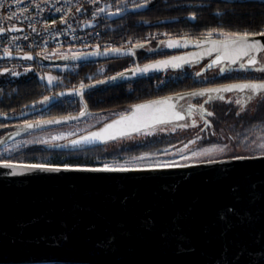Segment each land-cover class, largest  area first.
<instances>
[{
  "label": "water",
  "instance_id": "obj_1",
  "mask_svg": "<svg viewBox=\"0 0 264 264\" xmlns=\"http://www.w3.org/2000/svg\"><path fill=\"white\" fill-rule=\"evenodd\" d=\"M144 7H130L110 12L107 16L113 19ZM96 25L95 21L86 22L82 28ZM258 34H250L249 40L264 43V36ZM205 38H164L145 51L182 52L144 63L138 62L134 45L122 49L118 54L83 51V54L75 55L79 59L71 57L59 60L61 64H75L126 56L133 59L134 66L85 84L84 88L77 86L62 90L41 108L8 116V119H24L36 115L53 101L67 95L76 96L82 104L81 109L73 114L14 124L11 131L0 137V147L10 138L28 131L78 122L88 114L99 115L89 109L84 93L109 82L167 71H186L197 66H201L199 74L214 70L219 76L239 72L264 75V72L254 70L264 64V52L255 54L259 62L257 65H247L245 68H241L240 64L246 63L247 57L236 64L227 60L213 64L218 54L215 50L208 54L212 45ZM211 39L218 40L221 36H212ZM169 41L177 42L180 46L168 47ZM24 56L15 55L19 58ZM28 56L32 57L31 60L35 59L34 55ZM173 57L183 58L173 61L179 67L158 63L172 61ZM38 59L44 60L40 56ZM146 65L157 66L146 72L137 71ZM221 68L225 70L221 72ZM121 73L124 75L120 76ZM247 82L259 83L264 80L196 88L140 101L58 145L85 148L140 133L190 127L197 118L202 120L200 105L208 112L207 103H204L208 95L241 98L250 94L248 90L209 93L205 96H194L192 93ZM261 96H264V92L256 98ZM197 97H201L204 102L194 103ZM161 100H167V103L143 109L137 116L159 108L163 112L157 115L163 116L165 122L149 121L146 127L141 124L139 131L131 130L125 122L104 133L105 137L114 135L115 138L97 139L91 143L83 141L84 137L101 132L106 125L113 124L121 116H132L135 106ZM214 100L217 99L209 102ZM189 105L193 106L192 115L187 112ZM172 112L180 113L183 119L171 118ZM28 124L33 127H26ZM121 130L126 135H116ZM72 141L81 143L73 145ZM4 163H12L17 167L4 168ZM31 164L37 163L0 161V264H264V154L230 156L185 165L134 167L143 170L113 172L63 170L65 165L49 164L61 170L22 167Z\"/></svg>",
  "mask_w": 264,
  "mask_h": 264
},
{
  "label": "trees",
  "instance_id": "obj_2",
  "mask_svg": "<svg viewBox=\"0 0 264 264\" xmlns=\"http://www.w3.org/2000/svg\"><path fill=\"white\" fill-rule=\"evenodd\" d=\"M141 4L146 6L142 10L130 11L113 19L103 16L99 21L107 38L115 42L133 39L131 45L135 46L140 63L148 62L141 61V56L145 60L166 53L145 50L167 37L198 40L209 32H212L213 37H219L221 32L249 34L264 32V0H112L110 9L123 10L127 6ZM164 20L166 22H161ZM8 59L7 61L19 63L23 61L16 58ZM2 61L4 60L0 58V62ZM130 61L132 63L131 59ZM110 64H112L110 68L101 69L100 72L86 68L83 64L77 68L72 67L59 74L57 76L59 81L51 87H47L35 71H22L18 67L9 73H2L0 69V137L11 131L14 122L18 120L8 119V116L41 108L58 92L77 87L80 81H83L84 85L89 84L127 69L124 68L126 61L123 60ZM116 70L120 71L115 72ZM13 72L16 75H13ZM168 73L170 71L109 82L87 90L84 99L92 112L112 115L123 112L131 104L140 101L191 90L193 84L198 83L190 81L191 78L188 76L184 79L168 78ZM45 97L48 98L46 101ZM236 99L237 96L231 95L224 97L223 100L217 99L207 103L206 108L212 115H205L202 120L197 118L195 126L173 131L140 133L85 148H66L58 145L60 142L38 143L3 154L0 161L95 167L103 166L116 156L167 151L187 143L202 147L225 142L231 138L232 142L238 145L241 144L245 130L250 134L259 127L252 131L251 127L255 124L264 126V96L247 102L243 111L240 110L241 106L235 103ZM203 102L201 97L194 99L196 104ZM81 107L82 104L76 96L67 95L53 101L40 113L43 112L47 117H55L75 113ZM243 119L247 124L240 126L238 121ZM205 120L208 122L207 125L204 123ZM234 156L238 155L231 157Z\"/></svg>",
  "mask_w": 264,
  "mask_h": 264
},
{
  "label": "built area",
  "instance_id": "obj_3",
  "mask_svg": "<svg viewBox=\"0 0 264 264\" xmlns=\"http://www.w3.org/2000/svg\"><path fill=\"white\" fill-rule=\"evenodd\" d=\"M111 4L112 0H0V29H5L0 34V51L75 49L113 53L112 49H119L121 53L132 41L115 42L100 26L81 28L84 22L99 21L111 10ZM9 28H20V32Z\"/></svg>",
  "mask_w": 264,
  "mask_h": 264
},
{
  "label": "snow or ice",
  "instance_id": "obj_4",
  "mask_svg": "<svg viewBox=\"0 0 264 264\" xmlns=\"http://www.w3.org/2000/svg\"><path fill=\"white\" fill-rule=\"evenodd\" d=\"M143 5H137V7H140ZM79 10V9H78ZM103 11V9H101ZM11 18V17H10ZM194 18V17H193ZM12 31H16L17 29L13 28ZM33 31L35 29L33 28ZM0 32H3V29H0ZM249 33H224L221 32L220 36L221 39L218 40H212V32L207 33L206 35V41L212 45V48L208 50V54H211L212 50H215L217 52L216 59L212 62L213 64H219L223 60H227L229 63L236 64L238 61H244V58L247 57L246 63L242 62L240 64L241 68H245L247 65H257L259 62L256 58L257 53L264 52V43H261L260 41H250L249 40ZM258 35L264 36V32L259 33ZM168 47H178L180 46L177 42L169 41L167 44ZM199 46V42L197 44ZM137 47H142V45H137ZM113 53H118L119 49H112ZM5 54H9L8 50L5 49ZM64 59H67L68 57H63ZM73 59H79V56L72 57ZM24 59L31 60L32 57L25 55ZM183 59L182 57H173L172 61H161L158 62L159 64H172L173 67H179V64L173 63V61ZM157 65H146L143 69H137V71L146 72L149 70V68H154ZM212 65H209L211 67ZM221 72H223L225 69L221 68ZM255 71L264 72V64H260V66L256 67L254 69ZM13 75H16V73L13 72ZM120 76H123L124 74H119ZM199 75V74H198ZM116 77H113L112 79H115ZM53 78L49 77V81L51 82ZM81 88H84V85H81ZM233 90H239L240 92H244L245 90L249 91V95L246 97H241L235 100V103L237 105H240V110L243 111L244 107L247 102H250L252 99H255L256 96H258L260 93L264 92V82H247V83H241V84H235V85H229L221 88H210V89H203L199 92H194L192 95L194 96H205L209 93H221V92H230ZM48 98L45 97V101ZM170 99V98H169ZM213 99H220L223 100L224 97L222 95L218 97H214L212 95H208V99L205 101V103H208L209 101ZM167 100H161V101H154L150 104H144V105H137L135 106V112H133L132 116H121V118L117 121H114L113 124H108L105 126V128L98 133H92L89 137H84L83 141L86 143L94 142L97 139L103 140V139H111L115 138L114 135H110L108 137L104 136V133L108 132L109 129L115 127L116 125H121L127 122V127H130L133 131H139L141 124H143L145 127L148 125V122H154V123H163L165 122L164 117L161 115H157V113L163 112L162 109L156 108L153 112L144 113L142 116H137V113H139L143 109H150L153 107V105H163L166 104ZM170 107H174L170 105ZM188 115H192L193 113V106L189 105L187 109ZM199 112L201 119H204V116H211V112H206L203 105L199 106ZM84 113L82 112L81 115ZM171 118L174 119H183V116L180 115L178 112H172ZM58 121H47L46 123H54ZM204 123L207 125V120L204 121ZM193 126H195V121H193ZM26 127L31 128L33 127L32 124L26 125ZM183 127V126H182ZM116 135H126V132L121 130L120 132L116 133ZM55 139V138H54ZM46 143V141H45ZM81 141H72L73 145L80 144ZM187 147V146H186ZM258 147L264 151V143H259ZM226 146H212L209 148H204L201 151L194 152V156H200L205 155L214 151H225ZM142 159V158H141ZM236 159H244V157H236ZM165 166H171V165H165ZM4 168H15L17 165H14L12 163H4ZM22 167H27L31 169H40V170H46V171H60L61 169L59 167H51L47 164H31V165H24ZM63 170H81V171H133V170H143V169H135V168H128V167H110L105 166L102 168H70L69 166L65 165ZM15 174V173H13Z\"/></svg>",
  "mask_w": 264,
  "mask_h": 264
},
{
  "label": "rangeland",
  "instance_id": "obj_5",
  "mask_svg": "<svg viewBox=\"0 0 264 264\" xmlns=\"http://www.w3.org/2000/svg\"><path fill=\"white\" fill-rule=\"evenodd\" d=\"M115 11H119V10H115ZM128 40L133 41L132 38H129ZM78 53L79 52L75 49H59V50H54L53 52H45L39 55L40 57H43L44 59L43 61H40L38 59L36 62H32L30 64L37 63L39 65V69H41V73L39 74L40 80L47 87H51L57 81H59V79L57 78L59 74H62L66 70L70 69L66 64H61L58 61L64 59L63 57L71 58ZM196 69H198V67H195L192 70V72H194V70ZM93 70H96V72H100L101 69L93 68ZM212 71L214 70H210L209 73H212ZM183 72H184L183 70L179 71L180 74H182ZM49 77L53 78L51 82L49 81ZM82 84L84 85V82L80 81L77 86H81ZM39 114L42 115L43 112ZM109 116L110 115L108 114H101V115L88 114L83 120H80L78 122L28 131L16 137L10 138L4 145H2L0 147V156L3 154L15 152L22 148L33 146L38 143H44L45 141L46 143L61 142L65 139L74 137L86 130H89L95 127L96 125H99ZM259 143H264V128H261L256 132H254L251 135L249 141L244 146H238V148L235 149H232L229 143H219V144L216 143V144L205 145L202 147H196L192 145V143H187L167 151H150L135 155L116 156L114 158L109 159V161L105 162L103 166L100 167L123 166L128 168H134V167H151V166H165V165L175 166V165H185V164L207 161L218 158H225V157H230L232 155L249 156L255 154H264V151H262L258 147ZM212 146H226V149L223 152L214 151L200 156L193 155L194 152H198L204 148H209ZM8 162H12V161H8ZM19 163H26V162H19Z\"/></svg>",
  "mask_w": 264,
  "mask_h": 264
},
{
  "label": "flooded vegetation",
  "instance_id": "obj_6",
  "mask_svg": "<svg viewBox=\"0 0 264 264\" xmlns=\"http://www.w3.org/2000/svg\"><path fill=\"white\" fill-rule=\"evenodd\" d=\"M130 7H135V6H127L125 8H130ZM180 52H182V51L177 50V51H172V52H166V53L158 54L157 56H154V57L152 56V57L147 58L145 60H144L143 56H141L142 58L141 57L140 58H141V61H146V60L151 61V60H154L157 58H164V57H167V56H170L173 54H177ZM83 53H84L83 51H79V54H83ZM0 56H2V55H0ZM0 58L4 60V61L0 62V69H1L2 73H9L13 69L18 68V67L22 71H35L37 73L38 77H39V74L41 73V69H39V65L37 63H34V65H33V64H30L32 62H29V61H22L21 63L15 62V61H7L9 59L6 56L0 57ZM130 59L132 60V63H131ZM137 59H138V57H137ZM105 60H107V61H105ZM122 60L126 61V66L124 68L128 69V68H131L134 66L133 59L131 57H126V56H112V57H109L107 59L87 60V61H82L81 63H75V64L69 63L66 65L69 68H72V67L77 68V66L83 64L84 66H86V68H89V69H93V68L104 69V68H110L109 66L112 65L110 63H116V62L122 61ZM138 62L140 63L139 60H138ZM197 67H198V69L194 70V72H192V70L194 68L190 69V70L188 69V70L184 71L182 74H180L179 71L178 72H170V73H168L169 74L168 78L184 79L188 76L189 78H191L190 81L191 80L195 81V82L198 81V83L195 85L193 84V86L190 89L212 87V86H217V85H221V84L241 82V81L264 80V75H256V74H252V73H233V74H229V75L219 76L217 71H212V73H209L210 71H206L205 73L198 75V72L201 69V66H197ZM124 68H122V69H124ZM120 70H116L115 72L120 71ZM218 78H221V79H218ZM42 118H48V117L45 116L44 113L42 115L38 114V115L29 116V117H26L24 119L17 120L14 122V124H18V123H22V122H26V121H30V120L42 119ZM238 123L241 126L242 124H245L246 121H245V119H243L241 121H238ZM255 127H258V128L255 131H253L252 129H255ZM261 128H264V126L261 127L259 124H255L254 126L251 127V130L253 131V132L251 131L252 133L249 134V132L247 133V131L245 130L244 134L242 135L243 139L241 140V144H238V145L234 144L232 142L231 138H228V137H227L228 139L225 142H221V143H229L231 145L232 149L238 148V146H244L249 141L251 135Z\"/></svg>",
  "mask_w": 264,
  "mask_h": 264
},
{
  "label": "bare ground",
  "instance_id": "obj_7",
  "mask_svg": "<svg viewBox=\"0 0 264 264\" xmlns=\"http://www.w3.org/2000/svg\"><path fill=\"white\" fill-rule=\"evenodd\" d=\"M142 5V4H141ZM125 9H127V8H125ZM124 10V9H123ZM119 11H121V10H119ZM110 12H116L115 10H109L107 13H106V15H104V16H107V14L108 13H110ZM92 21H95V22H97V25L96 26H100L99 25V21H96V20H92ZM92 21H89V22H92ZM84 23H86V22H84ZM83 23V24H84ZM82 24V25H83ZM81 28H82V26H81ZM11 29H13V28H9V31H12ZM15 29H17L16 31H12V32H20V28H15ZM83 29V28H82ZM5 32V29H3V32H0V34H3ZM56 50H59V49H56ZM54 50H52V51H47V52H53ZM0 53H2V54H4L6 57H8V58H16V59H20V60H23V61H29V62H36L37 60H38V57H39V55L40 54H42V53H45V52H40V53H31V52H26V51H22V52H10V51H8V53L9 54H5V51H0ZM1 54V55H2ZM18 55V54H25V55H34L35 56V59L34 60H29V59H24V58H19V57H15V55ZM40 113V112H39ZM37 115V114H36ZM32 116V115H31ZM18 120H20V119H18Z\"/></svg>",
  "mask_w": 264,
  "mask_h": 264
}]
</instances>
